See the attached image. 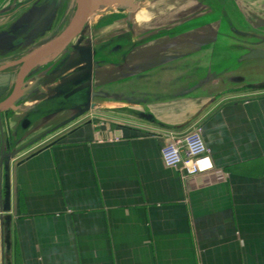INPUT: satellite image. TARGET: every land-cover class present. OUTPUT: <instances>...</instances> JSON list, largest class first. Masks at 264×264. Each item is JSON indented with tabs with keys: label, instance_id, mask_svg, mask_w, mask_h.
I'll return each mask as SVG.
<instances>
[{
	"label": "crops",
	"instance_id": "1",
	"mask_svg": "<svg viewBox=\"0 0 264 264\" xmlns=\"http://www.w3.org/2000/svg\"><path fill=\"white\" fill-rule=\"evenodd\" d=\"M157 16L126 24L133 35L123 62L95 69L82 85L104 92L93 110L57 140L8 158L0 264H264V90L228 95L213 62L195 56L212 47L210 25L184 24L181 34L164 36L168 28ZM152 29L154 37L146 33ZM77 60L70 70L85 65ZM66 70L1 115L0 146L13 152L59 123L48 104L58 92L72 94L78 76L62 78ZM105 81L109 100L98 87ZM51 86L60 89L49 93ZM196 125L214 170L186 178L164 165L161 149L172 133Z\"/></svg>",
	"mask_w": 264,
	"mask_h": 264
},
{
	"label": "rangeland",
	"instance_id": "2",
	"mask_svg": "<svg viewBox=\"0 0 264 264\" xmlns=\"http://www.w3.org/2000/svg\"><path fill=\"white\" fill-rule=\"evenodd\" d=\"M1 1L3 4L8 2V0ZM74 1L70 3L68 0H59L60 11L55 10L53 13H50L40 25L33 26L34 22L38 20V16L26 18L24 22L19 23L20 26L24 25L20 28V32L24 31L22 34H16L13 31L4 32L1 37V42L4 45L3 47L0 46V59L13 53L9 50L11 47H14L15 50H21L20 52L23 54L62 33L76 13L75 7H78V5ZM129 2H134L137 9L130 10L126 6L116 5L99 7L91 16L92 18L89 20L84 34L78 37L60 55L53 57L55 59H62V56L65 55L61 62L54 67V65H51V62L55 59H50V63L46 64L45 67L51 66L53 68L48 73V76L64 68L65 65L67 67L66 72L68 71L69 73L60 77L69 78L75 75L78 76L77 80L72 81L71 86L68 87L72 90V94L68 98L63 96L65 94L59 95L63 92L65 93V91H62L58 92L56 97L50 100L48 109L51 110L50 114H52L51 117H53L54 121L59 119L60 123L63 117H67L70 112H72L71 116L75 114L74 110L76 107L83 108L88 103L91 95L89 89L83 91L73 89L80 88L82 85L85 86L84 84H89L88 81H91L93 77L94 69L91 67L93 62L96 61L105 70H112L111 68L113 67L111 66L114 63L119 64V62H123L122 58L129 51L128 48L131 46L129 41L133 35L130 33L131 29L126 27V24L132 26L143 25L146 18L155 14L158 15L157 20L164 21L165 28H168L164 29V36L181 34L184 29L181 26L184 24H189L190 27L210 25L209 31L211 33L207 34L210 36L208 39H216L218 46L216 48L212 45L213 50L210 51L213 52H208L205 49L203 57L207 61L213 62L214 73H219L224 77L225 88L227 90H246L248 86L264 83V60L242 61L246 50L236 47L237 43L243 42L244 47L257 46L264 48V0H127L124 4L126 5ZM70 4L71 7L69 6ZM173 8L174 10L170 12ZM163 12H166V16L162 15ZM161 15L165 17L162 18ZM169 15L173 17L171 18ZM231 23L244 32L246 38L234 35L233 29L230 26L232 25ZM152 24H157V22L154 21ZM154 32L155 30L152 29V31L146 33L148 36L154 37L156 35ZM154 39H157V37ZM154 39L147 38L148 41ZM208 39L206 40L208 41ZM15 41L16 43H14ZM75 51H78V54L72 55ZM75 56L77 59L85 60V65L70 70L71 65L78 61ZM37 73L34 74L33 72L31 77H36ZM107 82H101L98 86L105 90V100L111 99L108 97V93L112 94L111 91H108V86L103 84ZM55 88L59 90L60 87L51 86L47 90L51 93L52 89ZM121 92L123 91L114 93L118 94L115 97L123 99L124 92ZM129 94V91L126 92L127 96ZM34 115L36 114L34 113ZM37 115H41L42 118L44 117L41 113H37ZM5 123L3 124L4 128L7 127ZM16 134L18 139L24 136L23 125L18 126ZM58 134L55 135V140H57ZM9 137L10 141L15 143V139L5 129L6 141ZM5 150L8 151V145L5 147Z\"/></svg>",
	"mask_w": 264,
	"mask_h": 264
},
{
	"label": "water",
	"instance_id": "3",
	"mask_svg": "<svg viewBox=\"0 0 264 264\" xmlns=\"http://www.w3.org/2000/svg\"><path fill=\"white\" fill-rule=\"evenodd\" d=\"M75 1L77 2V5H78L77 11H76L75 15L71 18L70 23L68 24V27H66V29L62 33H60L56 37L48 40L47 42L41 44L40 46L35 47L33 50H31L28 54L23 56L21 58V60L17 61L16 63L6 64L5 66L0 68V71H2V70L4 71L11 66L18 65V64L22 65L21 71L19 73V77L17 79L16 90L5 101L0 103V118H1V115L8 110L16 111L19 108L17 103L20 100H24L25 98L28 100L29 97H32L34 95L39 96V92L36 89L38 87H40L41 85H43L47 81V79L46 78H36V80H33L29 85L24 86L25 78L28 76L29 73L33 74V69H35L37 67H43L46 62L48 63L49 61L54 60L55 58H53V57H55L56 55H60L61 52H63L68 46H70V44L72 43L73 40H75L76 38L83 35L85 32L86 26L89 23L91 15L99 7H101L103 4H108V5H112V6L113 5L126 6L130 10H136L137 9V6L134 2H129L128 4L125 5L124 4L125 2H118V0H75ZM53 9H54V6L52 5L42 16L39 17L36 24L41 23L46 17L49 16L50 13H53L54 12ZM203 26H201L200 28H204ZM230 26L233 29L234 35H236V36L239 35L241 38H243V37L246 38L244 32L239 30L233 24ZM209 41L211 42V46L213 45L217 48L218 41H216V39H211ZM242 43L243 42H240V43L236 44L237 46L235 45L239 49L246 50V53L244 54L242 61L264 60V48L263 47L262 48L257 47V46H254V47L246 46V47H244V45ZM209 46H210L209 44H206L205 46H203V48L200 51L196 50L195 56L197 55L198 57H203L204 56L203 51L205 49H207L208 52H210V50H213L212 47L209 49ZM211 52H213V51H211ZM65 66H64V68L66 69L67 67H65ZM91 67L95 70V69L99 68L100 66L95 61L92 63ZM107 83H105V85H107ZM80 84H82V83L80 82ZM57 89L58 88H55V91ZM86 89H89L91 95H90V99H89L88 103L85 105V107H83V108L81 107V108L77 109L75 111V114H73L68 119L58 123L57 125H55L50 130L46 131L44 134H42V136H40L39 139L30 141L29 143H26V144L22 145L21 147L17 148L13 152H9V150L8 151L5 150V147H6L5 142L0 146V171H1L0 172L1 173L0 174V184H1L3 170H7V167H8V162H9L8 158H12V157L14 158V157L18 156L19 154H21L22 152H24L30 146L32 147L44 139H47L49 137H53V135L55 136L62 129L68 127L70 124H72L75 121H77L78 119L82 118L84 115H86L87 112H89L90 110H93L96 107L99 96L100 95L103 96L102 94L104 92H102L101 90L98 91L96 89V86L91 87L89 85H88V87L81 86L80 88H77V91H79V90L83 91ZM256 90H262L263 91L264 90V83L248 86V89H246V90H243V89L242 90H236V89L227 90V94L229 95V94H232L235 92H242V91H244V92L250 91L251 92V91H256ZM30 92L32 93V96H29V95L25 96V95H27V93H30ZM100 93H102V94H100ZM141 116L145 117L146 119L151 117L150 115L145 114V113H141ZM0 193L2 195V190H0Z\"/></svg>",
	"mask_w": 264,
	"mask_h": 264
},
{
	"label": "flooded vegetation",
	"instance_id": "4",
	"mask_svg": "<svg viewBox=\"0 0 264 264\" xmlns=\"http://www.w3.org/2000/svg\"><path fill=\"white\" fill-rule=\"evenodd\" d=\"M73 2L74 0H68ZM40 2V3H38ZM54 6L53 11H60V4L59 0H8L5 4L2 3L0 0V46L3 47L4 44L1 42V37L4 32L13 31L16 34L23 33L20 32V22H24L26 18H29L30 16H38V19L40 16H42L51 6ZM71 7V4L69 5ZM52 11V12H53ZM77 11V7H75V12ZM37 20L34 22L33 26H36ZM20 23V24H19ZM40 25V23H39ZM77 39V38H76ZM73 40L72 43L74 41ZM16 41H18L15 38ZM16 41L14 43H16ZM71 43V44H72ZM43 44V43H42ZM70 44V46H71ZM39 46V45H38ZM71 48V47H70ZM9 50H11L13 53L5 58L0 59V68L5 66L6 64L16 63L17 61L21 60L23 56L28 54L30 51H26L23 54L20 52L21 50L16 49L14 47H11ZM25 50V49H24ZM33 50V49H32ZM65 55L62 56V59ZM62 59L56 60L54 67L58 65ZM21 64L11 66L7 68L6 70L0 71V103L5 101L10 95L14 93L17 87V79L19 77V73L21 71ZM53 67V66H52ZM51 66L49 67H37L33 69L34 74L37 73L36 77H31V73L28 74V76L25 78V84L29 85L33 80H36V78H45L48 76V73L52 70ZM35 76V75H34ZM25 89V88H24ZM32 96V93H27L25 96ZM25 100V101H24ZM24 100H20L17 105L20 106L23 102H26V98ZM2 122V121H1ZM59 135V134H58ZM57 135V136H58ZM55 136H53V139ZM59 138V136H58ZM57 138V139H58ZM51 137L47 138L45 142H49L53 140ZM33 147V146H32ZM31 146L27 149H30ZM30 151H32L30 149ZM29 151V152H30ZM28 152V153H29Z\"/></svg>",
	"mask_w": 264,
	"mask_h": 264
},
{
	"label": "built area",
	"instance_id": "5",
	"mask_svg": "<svg viewBox=\"0 0 264 264\" xmlns=\"http://www.w3.org/2000/svg\"><path fill=\"white\" fill-rule=\"evenodd\" d=\"M161 158L166 167L183 171L186 178L214 170L201 125H196L183 134L172 133L169 141L161 149Z\"/></svg>",
	"mask_w": 264,
	"mask_h": 264
},
{
	"label": "bare ground",
	"instance_id": "6",
	"mask_svg": "<svg viewBox=\"0 0 264 264\" xmlns=\"http://www.w3.org/2000/svg\"><path fill=\"white\" fill-rule=\"evenodd\" d=\"M125 1H127V0H118V2H125ZM104 5H108V4H103L102 6H104ZM93 15V14H92ZM91 15V16H92Z\"/></svg>",
	"mask_w": 264,
	"mask_h": 264
}]
</instances>
